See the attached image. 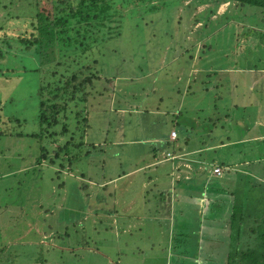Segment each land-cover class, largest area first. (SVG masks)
<instances>
[{
  "label": "rangeland",
  "instance_id": "374dc122",
  "mask_svg": "<svg viewBox=\"0 0 264 264\" xmlns=\"http://www.w3.org/2000/svg\"><path fill=\"white\" fill-rule=\"evenodd\" d=\"M203 8L199 6L189 10V14L185 10L166 9L162 15L155 11H142L141 8L135 11L136 8L128 4L122 8L120 27L111 39L92 46L84 63L97 70L101 79L95 81L92 96L88 97V127L83 141H95V145L103 146L92 150L80 163L72 164L73 173L61 170L58 175L57 165L51 167L44 162L38 166L36 158L39 156L40 140L30 136L40 133L39 87L53 88L56 82L53 73H57L58 68L50 62L51 59L24 52L18 41H10V47L6 44L3 49L0 47V194L3 188L8 192L0 195V264L104 262L95 260L91 253L81 249L88 246L92 250L93 247L102 250L100 241L113 232H110L113 226L109 221L98 224L92 218L112 213L114 208L123 209L129 215L133 212L139 215L148 212L151 215L154 208L148 202L156 203L152 195L159 193L164 197L167 194L164 191L169 185L167 176H160L161 179L150 184L145 193L140 192L143 182L141 173L128 178L121 176L150 160L149 152L145 150L147 144L134 145L137 140H147L149 136L162 133L163 143L169 141V147L180 145L185 150H193L204 146L208 137L215 139L212 143H217L224 130L234 127L229 125V120L233 118L231 122L236 123L238 115L259 122L264 120V94L255 93L250 76L232 79L235 75L231 73L233 69L245 71L255 64L252 45H255L256 39L255 52L258 56L263 55L264 60V48L261 47L264 35L253 33L250 28L264 29V7L221 4L206 30L210 32L209 29H212V32L198 35L200 23L191 28L188 21ZM179 16L182 19L178 23ZM23 22L22 19L12 20L9 26L21 33L25 28ZM181 53L182 57H179L177 54ZM191 53L198 55L192 67L191 62L185 59ZM250 55L252 58H248ZM51 58L55 62L59 57L55 54ZM194 67L197 68L195 74L199 73L196 77H200L206 89L201 88V82L197 84L195 79L193 82L192 78H187ZM204 67L210 73L206 74L209 77L200 73ZM88 73L85 71V74ZM187 86L189 90L186 93ZM255 101H262L263 108L259 103L258 110H249V103ZM179 102H182V112L176 117L174 111ZM240 105L246 106V109L235 110ZM81 107L80 104L75 109L71 108L78 111ZM117 108L122 111H117ZM145 109L155 114H148ZM162 111L166 115H162ZM73 116L72 112H67L70 130L74 129ZM207 117L209 120H206ZM211 120L214 125L210 124ZM187 123L190 129L193 127L192 133L187 134L183 129ZM248 124L244 127L246 131L238 136L263 131L261 126ZM236 126L237 136V130L242 129ZM172 128L178 135L175 141L168 140ZM55 130L59 132L60 126ZM18 133L24 136L15 137ZM130 139H133L132 148L127 144ZM59 140L62 141L61 138ZM47 141L44 140L43 145L51 151L56 144ZM87 148L86 144L84 152ZM150 171L148 174H156L154 170ZM118 177L120 180L114 188L112 185L101 190L95 185ZM62 182L64 187L58 189L57 184ZM83 184H86L85 188ZM240 186L238 184L237 188L241 189ZM143 195L146 197L144 208L138 206V200ZM133 200V207L126 205ZM248 224L260 229V237L257 238L263 239V242H258L256 238L249 242L246 240V251L251 255L259 254L260 250H264V216L260 222L254 224L248 221L246 226ZM96 231L100 232L99 236ZM51 243L64 247L79 245L80 250H71L69 255L65 248L52 250ZM233 244L234 241L231 251ZM104 252L110 259L117 260L116 253ZM127 255L130 257L131 253ZM133 256L137 257V254L133 253ZM144 256L141 257L144 259ZM146 261L144 259L143 264ZM123 262L127 264L125 258Z\"/></svg>",
  "mask_w": 264,
  "mask_h": 264
},
{
  "label": "crops",
  "instance_id": "0c3cea01",
  "mask_svg": "<svg viewBox=\"0 0 264 264\" xmlns=\"http://www.w3.org/2000/svg\"><path fill=\"white\" fill-rule=\"evenodd\" d=\"M255 27L250 26L253 33L264 35V29L258 30ZM255 37L257 38V35ZM255 45L252 47L255 48ZM261 47L264 48V45ZM254 54L255 64L244 69L245 71L231 70V73L235 75L232 79L250 76L251 85L255 86V93L262 96L264 94V60L263 55L258 56L256 52ZM177 55L182 57V53ZM195 56L198 57V55L185 57L190 60L191 67L196 64ZM248 58H251V55ZM191 69L187 78H192L193 82L195 79L197 84L201 82V88L206 89L200 77H196L197 74L199 75V73L195 74L197 68ZM200 73L204 75L205 70H200ZM146 75L149 76L150 72ZM187 83H189L188 79ZM188 90L189 86L184 92L187 93ZM181 103L179 102L174 111L176 117L182 112ZM259 103L263 108L262 101H255L249 103V110L252 108L258 110ZM237 109L244 111L246 106L240 105L235 107V110ZM116 110L122 111L119 108ZM145 111L148 114H155L150 109ZM161 114L164 115V111ZM238 117L236 123L231 122L234 121L232 117L229 120V125L241 127L242 130H237V136L234 127L228 128L224 130L223 135H219L217 143H212L215 139L208 137L204 146L193 150H185L180 145L169 147V141L163 143L162 133L149 136L147 140H137L134 145L147 144L145 150L146 153L149 152L150 160L121 176L128 178L141 173L143 182L140 192L142 193L147 191L150 184L167 176L169 185L164 190L167 194L162 197L163 195L155 193L152 196L156 203L150 204L147 201L154 208V213L152 212L151 215L148 212L145 213L147 216L143 212L140 215L134 212L129 215L126 214L127 211L116 208L112 213L95 215L92 221L98 224L101 221H109L113 226L110 232H113L100 241L102 250L96 247L92 250L88 246L81 249L91 253L95 260L104 261L100 264H124V258L127 264H143L144 259L147 260L145 264H151V262L153 264H241L237 257L240 258V254L247 252L246 240L249 242L250 239L256 238L258 242H263V239L257 238L260 237L258 234L260 229L254 225L246 226V222L252 221L255 224L264 216V120L259 122L242 115ZM206 120L209 118L207 117ZM246 123L261 126L263 131L260 134L238 136L243 134L240 132L246 131L244 128L247 126ZM210 124L214 125L212 120ZM183 129L187 134L193 131V127L190 129L188 123ZM170 131H174L176 135L174 139H170L169 136L168 140L175 141L178 137L177 132L174 128ZM127 142H129L128 147L132 148L133 139ZM214 168L219 169V174L213 172ZM150 169L156 174H148L151 172ZM120 177L95 183V185L101 190H106L112 185L114 188V184H117ZM238 184L241 185V189L237 188ZM160 191L163 190L160 189ZM141 197V200H138V206L141 205L144 208L146 197L145 195ZM115 200L116 198L113 199V203ZM134 202L135 200L130 201L126 205L133 207ZM96 233L100 235V232L96 231ZM232 241H234V248L231 251ZM78 246L64 247L51 243L50 248L52 250L65 248L71 255V250H80ZM104 250L116 253L117 260L106 256ZM262 252L263 250L259 251V253ZM129 253H131L130 257L127 255ZM133 253L137 254V257H134ZM142 255H145L144 259ZM242 264L246 263L242 262Z\"/></svg>",
  "mask_w": 264,
  "mask_h": 264
},
{
  "label": "trees",
  "instance_id": "16d2710c",
  "mask_svg": "<svg viewBox=\"0 0 264 264\" xmlns=\"http://www.w3.org/2000/svg\"><path fill=\"white\" fill-rule=\"evenodd\" d=\"M126 2L132 4L136 8L135 11L141 8L142 11H155L162 15L166 9L177 12L185 10L189 14L191 10L204 6L188 21L191 28L200 23L198 35H209L212 32V29H209L210 32L206 30L216 15L215 10L221 4L234 3L242 7L248 5L264 7V0H0L1 49L5 44L10 47L12 40L18 41L24 52L51 59L50 62L58 68V72L53 73L56 81L53 88L44 85L39 87L40 133L30 135L40 140L39 156L36 158L38 166L44 162L51 167L57 165L58 175L61 170L73 173L72 164L80 163L92 150L103 146L95 145V141L93 143L83 141L88 127L89 115L86 111L88 97L92 96L91 91H94L95 81L101 79V76L97 75L98 71L84 62H86V54L92 51L94 44L111 39L116 33L120 27L122 8L128 5ZM19 19L24 20L25 25L21 33L15 32L16 29H11L9 26L12 20ZM181 19L182 17L179 16L177 22L179 23ZM10 33L11 35L7 36ZM12 35H14L13 39H11ZM192 48L194 53V46ZM193 53L187 56L190 57ZM55 54L59 58L52 62L54 58L51 57ZM67 59L69 61L66 63ZM93 63L96 64V60H93ZM206 70L204 75L209 77L206 74L210 73ZM85 71L89 72L88 75ZM98 94L101 93L98 92ZM80 104L82 107L78 111L72 110V106L75 109ZM67 112H72L74 115L71 117L75 120L72 130L69 129ZM57 126H60L59 132L55 130ZM74 131L77 134L80 132L76 139L74 137L77 134ZM23 136L24 134H15V137ZM60 138L62 141L59 140ZM44 140L56 144L55 148L48 151L43 145ZM102 142L106 143V141ZM86 144L88 148L84 152L83 147H86ZM80 176L83 177V175ZM63 187V182L57 184L58 189ZM83 188H85L84 184ZM4 193L8 192H5L3 188L0 195L3 196ZM237 259L241 264L242 262L264 264V250L262 253L252 255L248 252L242 253Z\"/></svg>",
  "mask_w": 264,
  "mask_h": 264
},
{
  "label": "built area",
  "instance_id": "2783aa9c",
  "mask_svg": "<svg viewBox=\"0 0 264 264\" xmlns=\"http://www.w3.org/2000/svg\"><path fill=\"white\" fill-rule=\"evenodd\" d=\"M175 132L174 131H170V134H169V136H170V139H174L175 138ZM213 172L215 173V174H219V169L218 168H214L213 169Z\"/></svg>",
  "mask_w": 264,
  "mask_h": 264
}]
</instances>
